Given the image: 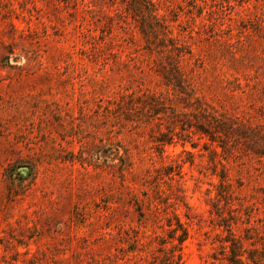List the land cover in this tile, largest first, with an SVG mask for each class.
Masks as SVG:
<instances>
[{
	"label": "rangeland",
	"instance_id": "rangeland-1",
	"mask_svg": "<svg viewBox=\"0 0 264 264\" xmlns=\"http://www.w3.org/2000/svg\"><path fill=\"white\" fill-rule=\"evenodd\" d=\"M133 1L0 0V264H110L142 230L145 251L118 262L149 264L170 209L140 225L127 199L151 194L157 173L189 206L177 209L189 230L180 264H219L222 180L231 202L264 217V159L186 137L162 114L126 121L142 110L121 96L163 92L174 44L204 101L264 127V0H150L152 33L150 6ZM171 129L179 136L160 146Z\"/></svg>",
	"mask_w": 264,
	"mask_h": 264
},
{
	"label": "trees",
	"instance_id": "trees-1",
	"mask_svg": "<svg viewBox=\"0 0 264 264\" xmlns=\"http://www.w3.org/2000/svg\"><path fill=\"white\" fill-rule=\"evenodd\" d=\"M139 1H133L137 11L141 5ZM145 1L150 6L147 13V18L150 20L148 28L145 30L152 33L157 25L154 20L159 18V15L153 8L152 2ZM158 26L161 28V25ZM160 28L159 30H161ZM165 50L169 53L166 55L164 64H161L162 69L158 70L162 75L165 90L163 92L146 91L137 95L133 93L121 94L123 97L128 96V99L123 102L125 107L142 110V116L132 118L125 114L124 120L134 124H147L152 121L153 116L161 117L160 114H162V117L167 116L173 125H179L182 131L187 130L186 137H191V133H198L201 135L200 137L205 136L210 144L216 143V147L218 146L222 152H228L237 147V149L245 151L246 154L254 153L256 157L263 160L264 127L244 122L238 116L228 114L226 111H219L204 101L196 93L191 77H188L180 67V51L177 52L176 57H173L172 52L177 50L176 45L171 44ZM158 134L159 136H155V141L160 146L171 144L174 138L179 136L173 129L168 133L158 132ZM180 139L183 140V138ZM191 145L194 144L191 142ZM216 150L214 147L213 152ZM22 168L27 167L22 166ZM121 171L123 174L124 169ZM23 172L24 170H19L21 175ZM170 172H172L170 169L166 171L167 174ZM160 174L157 173L154 176L156 179L151 188V194H148L147 191L143 192L141 193L142 198H140L137 193H129L127 203L138 211L140 225L144 224L145 226L148 214L153 212L154 218L151 221L153 220L155 223L157 214L159 215L161 211L167 213L170 209L171 215L166 216L164 222L158 224L159 220L157 221V227L161 232L153 235L157 240V246L156 251L151 253L149 264H180L183 243L188 237L189 230L178 216L177 209L184 206L187 210L189 206L184 201L182 189L178 184L168 185V192L161 189ZM224 176L222 175L220 178L223 179ZM222 181L219 184L217 196L218 201L220 199L224 201V206L212 205L217 217L216 225L221 231L216 234L217 244L211 253V258L219 264H264V217H254L261 208L254 203L235 205L229 200L230 198H227L229 193ZM262 209L264 213V205H262ZM187 213H184V216L188 218ZM225 213L226 215H224ZM141 234L134 235L132 245L117 250L110 264H120L118 259L124 260L125 263L131 260L130 255L144 252L147 243L144 245V242H140V240L144 237L145 230H142Z\"/></svg>",
	"mask_w": 264,
	"mask_h": 264
},
{
	"label": "water",
	"instance_id": "water-1",
	"mask_svg": "<svg viewBox=\"0 0 264 264\" xmlns=\"http://www.w3.org/2000/svg\"><path fill=\"white\" fill-rule=\"evenodd\" d=\"M23 169H25V168H23Z\"/></svg>",
	"mask_w": 264,
	"mask_h": 264
}]
</instances>
